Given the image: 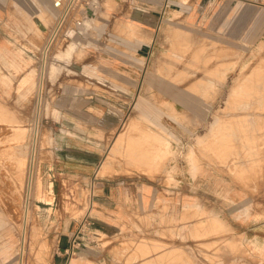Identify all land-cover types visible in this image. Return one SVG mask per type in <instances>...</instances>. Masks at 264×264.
<instances>
[{
    "label": "rangeland",
    "instance_id": "374dc122",
    "mask_svg": "<svg viewBox=\"0 0 264 264\" xmlns=\"http://www.w3.org/2000/svg\"><path fill=\"white\" fill-rule=\"evenodd\" d=\"M55 1L30 0L32 14L24 9L27 0H9L20 18L9 17L6 25L18 33L12 40H25L24 52L19 47L10 54L11 63L0 50V67L29 63L32 71L21 87L38 89L28 115L16 114L0 97V175L10 185L4 211L0 195V236L13 242L10 251L8 240L0 244V258L18 264L28 180L35 183L25 264H56L65 225L92 211L96 179L147 178L170 189L165 202L157 197L115 239L91 227L86 233L113 241L104 246L114 264H227V257L233 264H242L243 257L257 264L262 251L245 243L241 229L232 238L224 218L233 213L241 219L244 208L247 220L264 211V0H180L183 10H170L153 33L150 16L125 0H63L58 9ZM33 15L47 24V34ZM72 42L78 45L73 58L56 60ZM151 43L148 61L136 64L137 47ZM54 63L62 67L57 75ZM83 76L96 81L87 90L106 95L95 106L122 110V122L108 134L96 179L54 180L45 173L55 146L50 126L59 120L55 106L60 89L72 86L79 93ZM191 149L194 167L199 164L193 174L186 158ZM86 243L90 249L77 257L95 252L97 242Z\"/></svg>",
    "mask_w": 264,
    "mask_h": 264
},
{
    "label": "crops",
    "instance_id": "0c3cea01",
    "mask_svg": "<svg viewBox=\"0 0 264 264\" xmlns=\"http://www.w3.org/2000/svg\"><path fill=\"white\" fill-rule=\"evenodd\" d=\"M29 1L27 0V3L23 4L24 9L34 14V8L30 7L31 3ZM126 1L136 6L139 5L140 10L150 16L152 23H150L151 27L149 28L152 33L154 32L153 30H156V21L159 24V22L166 19L171 14L170 10H183L180 0H138V4L136 1ZM9 17L19 19L20 14L15 7L10 6L9 0H0V50L6 54L7 58L10 54L14 55L19 50V47L22 48L19 51L24 52L21 44L25 42L22 37L21 44L15 39L12 40V36H18V33L15 32L16 29L14 27H7L6 21ZM33 18H39V16L33 15ZM139 46L136 51V64L143 62L142 60L144 62L148 61L152 51V43L150 45L140 44ZM9 59V62L13 63L10 57ZM18 62L20 61L17 60L15 62L16 68L12 67L11 63H8L9 70L5 69V67H0V97H2L4 103L12 104L16 114L28 115L32 104L31 100L35 98L38 84L35 78L37 86L31 91H28L29 88L24 89L21 87L23 79L32 71V65ZM17 68H20L19 71H17ZM37 68H39L38 72L40 71L41 75L42 66H38L37 63ZM93 82L96 81L83 76L79 84L84 85V87H78L79 93H75L72 86L60 89L61 96L60 100L58 99L59 101H57V104L60 105L55 106L59 120L50 126V129L55 132V146L52 149L53 159L46 166L45 176L49 175L54 180L58 177H62L65 180L92 181L96 179L95 175L105 154L106 139L108 134L122 122L119 115L123 116V111L105 107L102 109L95 106L96 102L106 98V95L87 90L86 85ZM102 82L105 81L102 80ZM65 84H71V81H65ZM132 89L131 87L130 90ZM1 142H11V139H3ZM95 181L96 185L90 186L97 189V196L94 199L95 204L92 211L86 221L71 222L65 225L59 237L56 264H114L110 257L111 251L108 250V252L104 246L113 241L103 243L104 240L100 238H98L99 241H96V238H91L94 242H97V247L94 249L95 252H89L90 255L86 257H77L76 254L71 255L67 251L71 247L81 224L89 222L96 233L105 234L109 236V239L112 237L115 239L123 227H129L130 222L134 220L133 218L139 212L145 214L150 211L157 197L162 196L161 200L164 202V199L167 200L170 197L169 188L154 185L147 178L120 183L105 179H96ZM9 189L8 178L1 174V211H4V199L5 202H8ZM231 204L234 206L238 205L232 201ZM244 211L245 215L237 220L233 219V213L227 214V217L224 218L226 219L225 222L227 227L232 230V238L234 233H238V230L241 229L242 232L240 234L243 235L242 238L245 239V243L247 245L254 244L259 250L261 249L263 256H257V264H264V211L257 213L255 216L252 215L253 219L249 220L246 219V215L249 212L245 208ZM13 212H16L15 209H13ZM242 219H245L244 222L242 221L243 223L241 222ZM97 236L99 237V235ZM7 240L9 249L13 242L10 241L8 236H0V244L3 245ZM1 248L3 249L4 246ZM8 249L3 253L5 254ZM250 259L251 257H243L242 264H253ZM227 260L229 262L227 264H231L233 258L227 257ZM0 264H9V262H7L6 257L2 256Z\"/></svg>",
    "mask_w": 264,
    "mask_h": 264
},
{
    "label": "bare ground",
    "instance_id": "6f19581e",
    "mask_svg": "<svg viewBox=\"0 0 264 264\" xmlns=\"http://www.w3.org/2000/svg\"><path fill=\"white\" fill-rule=\"evenodd\" d=\"M75 3V2H74ZM55 7L58 9V8H60L62 5H63V0H56L55 1ZM68 12V11H67ZM66 16H67V14H66ZM65 18V17H64ZM35 19V18H34ZM43 25H44V27L46 28V31H42V30H40L43 34H47V32H48V30H47V27H46V25L47 24H45V22H42L39 18H37ZM91 20H88V21H86V27H88L89 28V26L91 25V22H90ZM35 23V22H34ZM36 24V23H35ZM37 25V24H36ZM38 27V26H37ZM39 28V27H38ZM59 30V29H58ZM82 32H84V30L82 29L81 30ZM57 32V31H56ZM79 32V31H78ZM54 36V35H53ZM53 41V40H52ZM78 45H77V43H74V42H72L71 43V45L69 46V47H67L68 49H67V51L64 53V51L66 50H64L63 51V53H61L60 52V54H58L56 57H55V59L56 60H59V61H69V60H71L73 57V54H74V51H75V49H76V47H77ZM78 48V47H77ZM78 57V56H77ZM197 58V57H196ZM60 69H62V67L61 66H59V65H57L56 63H54V64H52V66H51V70H52V72L54 73V74H58L59 73V71H60ZM179 70V69H178ZM209 72V71H208ZM212 72V71H211ZM206 74H208V73H206ZM210 74V73H209ZM176 77H177V75H175ZM180 76V75H179ZM208 76V75H207ZM56 77V76H55ZM51 80H52V78H50ZM53 79H55V78H53ZM200 81V80H199ZM202 82V81H201ZM45 85L44 84H42V86H41V94L43 93L42 92V90H43V87H44ZM261 96V95H260ZM260 99H263V96L260 98ZM38 101H40L39 102V104L41 103V98H40V100H38ZM168 102V101H167ZM41 105V104H40ZM171 106V105H170ZM174 108H172V110H173ZM171 115V114H170ZM175 116H176V114H175ZM178 116V115H177ZM179 117H182V116H179ZM147 121H149V122H147V123H149V124H151L152 123V121L149 119V118H147L146 119ZM250 120V119H249ZM216 123V120H215V122L211 125V127H210V129L212 128V126L214 125ZM148 124V125H149ZM39 124H38V121H37V131H36V135H35V140L37 141L38 139H39V136H40V130H39V128L41 127H39L38 126ZM152 126V125H151ZM154 126V125H153ZM152 126V127H153ZM156 128V127H155ZM143 133V132H142ZM161 133H163V132H161ZM160 132H159V134H161ZM140 135V134H139ZM151 137V136H150ZM136 138V137H135ZM140 138V137H139ZM137 140V139H136ZM39 141V140H38ZM163 141H166V140H163ZM167 142V141H166ZM165 142V143H166ZM38 143V142H37ZM36 143V144H37ZM162 143H164V142H162ZM36 144H35V148H36ZM168 144V143H167ZM166 145H164L163 144V147H165ZM168 146H170V144H168ZM161 149V148H160ZM165 150V149H164ZM168 151H169V147L164 151V153H162V154H167L168 153ZM175 153V152H174ZM34 154H35V152H34ZM176 155V154H175ZM37 158V157H36ZM175 158V157H174ZM186 158H188V164L190 165V167H191V169H190V171L192 172V174L195 172V167H199V164H197V162H196V164L198 165H196L195 167H194V164H193V162L195 163V161H194V159H195V156H194V152H193V150L191 149V152L188 154V157H186ZM32 164H33V162H32ZM33 167V166H32ZM32 173H33V170H32ZM191 174V175H192ZM34 176V175H33ZM31 178H33L32 177V175H31ZM193 178V177H192ZM35 182H33V179H30V180H28V185H27V202H26V205H25V213L22 215V218H21V220H22V235H21V250H20V254H19V259H18V264H25V259H26V257H27V253H26V246H27V241L29 240L28 239V231H29V220L31 219V217H30V213H31V210H30V203H29V200H30V198H31V196H32V194H33V192H32V190H33V184H34ZM93 206H94V204L91 206L92 208H93ZM91 208V209H92ZM90 211V210H89ZM16 217H17V220H18V214L16 215ZM30 218V219H29ZM10 219H12V218H10ZM11 221V220H10ZM13 222V221H12ZM31 228H33V227H31ZM34 229V228H33ZM33 233V232H32ZM32 240V239H31ZM30 241V240H29ZM245 245V244H244ZM256 248V247H255ZM258 248V247H257ZM46 249V248H45ZM221 250V249H220ZM261 250V249H260ZM257 251H258V249H257ZM219 252V251H218ZM210 253V252H209Z\"/></svg>",
    "mask_w": 264,
    "mask_h": 264
},
{
    "label": "built area",
    "instance_id": "2783aa9c",
    "mask_svg": "<svg viewBox=\"0 0 264 264\" xmlns=\"http://www.w3.org/2000/svg\"><path fill=\"white\" fill-rule=\"evenodd\" d=\"M90 212H91V210L89 211L87 217H85L86 219L90 215ZM86 219H85V221H86ZM90 227H92V224L89 223V222H85V223L81 224V226L78 229V232H77L75 238L72 241L71 247L67 250L68 252H70L71 255H75L76 252H79L83 248L87 249V250L90 249V248H88L89 246L86 243L88 241L92 242V240L89 238V236L88 237L86 236V233H87V231L89 230Z\"/></svg>",
    "mask_w": 264,
    "mask_h": 264
},
{
    "label": "water",
    "instance_id": "95a60500",
    "mask_svg": "<svg viewBox=\"0 0 264 264\" xmlns=\"http://www.w3.org/2000/svg\"><path fill=\"white\" fill-rule=\"evenodd\" d=\"M34 22L37 24L40 30L46 31V28L44 27V25L37 18L34 19Z\"/></svg>",
    "mask_w": 264,
    "mask_h": 264
}]
</instances>
